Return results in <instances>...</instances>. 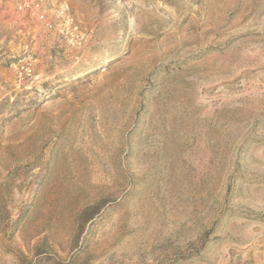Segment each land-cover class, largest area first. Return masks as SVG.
I'll return each instance as SVG.
<instances>
[{
    "label": "rangeland",
    "instance_id": "rangeland-1",
    "mask_svg": "<svg viewBox=\"0 0 264 264\" xmlns=\"http://www.w3.org/2000/svg\"><path fill=\"white\" fill-rule=\"evenodd\" d=\"M0 264H264V0H0Z\"/></svg>",
    "mask_w": 264,
    "mask_h": 264
}]
</instances>
